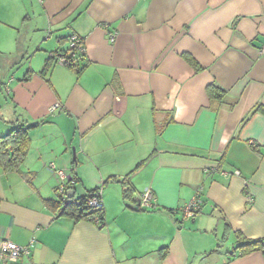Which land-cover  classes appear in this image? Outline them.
Instances as JSON below:
<instances>
[{"label": "crops", "instance_id": "crops-1", "mask_svg": "<svg viewBox=\"0 0 264 264\" xmlns=\"http://www.w3.org/2000/svg\"><path fill=\"white\" fill-rule=\"evenodd\" d=\"M71 35L76 67L43 73ZM257 106L264 0H0V136L38 122L19 171L0 165V242L30 252L0 264H264L235 250L264 239ZM51 164L75 198L101 187L103 226L46 202ZM145 190L155 207L138 205Z\"/></svg>", "mask_w": 264, "mask_h": 264}, {"label": "trees", "instance_id": "trees-1", "mask_svg": "<svg viewBox=\"0 0 264 264\" xmlns=\"http://www.w3.org/2000/svg\"><path fill=\"white\" fill-rule=\"evenodd\" d=\"M70 37H69V49L66 50L65 52L57 53L55 57L50 56L47 59L46 65L43 69V73L48 68V65L51 64V60H55L56 62H58L59 57H66L69 59L70 63L69 64L66 63L63 65H67L69 67H76L75 62L81 57L82 52L77 51L76 49L72 50L70 48ZM71 52H73V55L71 54ZM185 58L191 65H193L194 67H197L196 66L197 64L194 62V60L191 57L185 56ZM77 71L79 72L80 70H77ZM208 91H209V94L214 97H218L221 94V92H219L216 87H211L209 88ZM258 109L259 110L261 109V111L264 112V109H262L260 106H257L254 110H258ZM41 121L43 120H40L39 122ZM37 123L38 122H35L29 125L19 124L13 127L7 134L0 136V165L5 170L19 171V167L21 163L23 162V159L27 152L28 132L31 128L36 126ZM71 183H72V180L66 181L65 183L66 192H70V190H73ZM122 183H123V187L125 186L123 189V196L128 197L130 195V188L126 186L125 180H123ZM97 188L89 191L87 194L81 197L75 198L72 196L71 198L66 197L65 199H61L58 196V199L55 202L53 201H46V202L61 206L60 215L62 214L69 215L73 217L75 220L90 219L95 222L98 221L97 222L98 225L103 226L102 208L91 209L87 206V203H86L87 198L90 197L93 191H95ZM235 250H237L239 254H246L254 250H261L264 253V239H245L243 237H238ZM233 253L234 252L232 251L231 254Z\"/></svg>", "mask_w": 264, "mask_h": 264}, {"label": "built area", "instance_id": "built-area-1", "mask_svg": "<svg viewBox=\"0 0 264 264\" xmlns=\"http://www.w3.org/2000/svg\"><path fill=\"white\" fill-rule=\"evenodd\" d=\"M114 37H115L114 33H109L110 41H113ZM70 48L72 50L76 49L77 51L83 50L82 42L76 35H72L70 37ZM71 54L73 55V52H71ZM58 63L69 64L70 61L66 57H59ZM51 168L56 172V174L59 177V184L56 187L57 195L61 199H65L67 197L65 183L68 180L66 174L64 173L63 170L56 169L53 164H51ZM236 174H238V171H236ZM138 198L139 200L137 201V203L139 206L155 207L150 190L143 191L142 193H140ZM86 203L87 206L91 209L102 208L101 187H98L95 191H93L92 195L87 198ZM200 207H201V200L199 199L198 194H195L192 197V199L182 207V212L186 217H195L198 214ZM29 252H30L29 245L20 246L9 240H2L0 242V260L19 262L22 257L28 256Z\"/></svg>", "mask_w": 264, "mask_h": 264}, {"label": "water", "instance_id": "water-1", "mask_svg": "<svg viewBox=\"0 0 264 264\" xmlns=\"http://www.w3.org/2000/svg\"><path fill=\"white\" fill-rule=\"evenodd\" d=\"M71 193L69 194V192H67L66 193V195L68 196V197H71V196H73V190L72 191H70ZM136 199H137V201L139 200V198L138 197H136Z\"/></svg>", "mask_w": 264, "mask_h": 264}, {"label": "rangeland", "instance_id": "rangeland-1", "mask_svg": "<svg viewBox=\"0 0 264 264\" xmlns=\"http://www.w3.org/2000/svg\"><path fill=\"white\" fill-rule=\"evenodd\" d=\"M57 199H58V195H57ZM228 246H230V245H228Z\"/></svg>", "mask_w": 264, "mask_h": 264}]
</instances>
